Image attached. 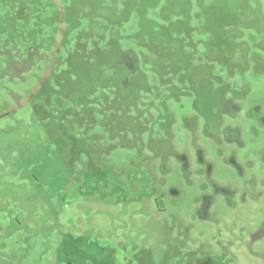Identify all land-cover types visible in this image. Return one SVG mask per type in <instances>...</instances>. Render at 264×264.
Returning a JSON list of instances; mask_svg holds the SVG:
<instances>
[{"label":"rangeland","instance_id":"374dc122","mask_svg":"<svg viewBox=\"0 0 264 264\" xmlns=\"http://www.w3.org/2000/svg\"><path fill=\"white\" fill-rule=\"evenodd\" d=\"M0 264H264V0H0Z\"/></svg>","mask_w":264,"mask_h":264},{"label":"flooded vegetation","instance_id":"af4514ba","mask_svg":"<svg viewBox=\"0 0 264 264\" xmlns=\"http://www.w3.org/2000/svg\"><path fill=\"white\" fill-rule=\"evenodd\" d=\"M226 129H232V130H229L226 134H225V132H226ZM234 129H236V128H231V127H226L225 129H224V131H223V133H224V138L227 140V136L229 137V138H234V139H236V137H237V132L236 131H233ZM239 129V128H238ZM241 130V129H240ZM228 141V140H227ZM233 143V142H232ZM234 143H237V144H239V145H242L243 144V140H242V132H241V141H240V143L239 142H234Z\"/></svg>","mask_w":264,"mask_h":264},{"label":"trees","instance_id":"16d2710c","mask_svg":"<svg viewBox=\"0 0 264 264\" xmlns=\"http://www.w3.org/2000/svg\"><path fill=\"white\" fill-rule=\"evenodd\" d=\"M229 130H232V129H226L225 134H226ZM233 131H236L237 134H238L237 137H236V139H234V138H229V137L227 136V140H228L229 142H239V143H240V141H241V130L238 129V128H236V129H234Z\"/></svg>","mask_w":264,"mask_h":264}]
</instances>
